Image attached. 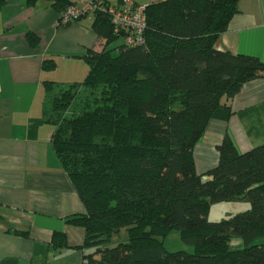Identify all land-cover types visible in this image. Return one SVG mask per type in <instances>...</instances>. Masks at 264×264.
<instances>
[{
  "label": "trees",
  "instance_id": "1",
  "mask_svg": "<svg viewBox=\"0 0 264 264\" xmlns=\"http://www.w3.org/2000/svg\"><path fill=\"white\" fill-rule=\"evenodd\" d=\"M48 1L59 14L76 2ZM238 3L149 4L145 42L113 48L123 35L97 12L93 28L106 46L83 56L85 79L45 82L53 149L84 206L67 218L85 229L84 264H264V244L255 242L264 236V144L239 152L225 136L217 165L204 175L194 157L208 122L228 119L242 86L264 78L258 57L215 48ZM27 39L38 44L32 33ZM221 201L250 207L210 220L211 205ZM122 229L127 241L113 245ZM172 229L193 253L165 248ZM234 240L241 246L233 248ZM53 242L67 246L63 233Z\"/></svg>",
  "mask_w": 264,
  "mask_h": 264
},
{
  "label": "crops",
  "instance_id": "2",
  "mask_svg": "<svg viewBox=\"0 0 264 264\" xmlns=\"http://www.w3.org/2000/svg\"><path fill=\"white\" fill-rule=\"evenodd\" d=\"M59 15L48 0H0V264H84L85 229L67 222L84 206L53 149L45 82H82L89 71L83 56L103 50L106 40L93 17L64 25ZM215 48L264 62V0H239ZM231 104V116L210 120L194 148L199 174L217 165L227 135L239 152L264 144V78L245 83ZM54 233L67 246L53 242Z\"/></svg>",
  "mask_w": 264,
  "mask_h": 264
},
{
  "label": "built area",
  "instance_id": "3",
  "mask_svg": "<svg viewBox=\"0 0 264 264\" xmlns=\"http://www.w3.org/2000/svg\"><path fill=\"white\" fill-rule=\"evenodd\" d=\"M146 7L147 4L134 0H76L59 15L58 22L68 24L101 12L111 20L115 33L122 34L125 42L134 46L145 42Z\"/></svg>",
  "mask_w": 264,
  "mask_h": 264
},
{
  "label": "rangeland",
  "instance_id": "4",
  "mask_svg": "<svg viewBox=\"0 0 264 264\" xmlns=\"http://www.w3.org/2000/svg\"><path fill=\"white\" fill-rule=\"evenodd\" d=\"M124 39L117 40V44L123 42ZM118 53V49L114 50V54ZM249 203L244 201H221L215 202L209 209L208 218L212 221H218L222 218H228L238 212H243L249 209ZM128 232L126 229H122L113 238V245L120 241H127ZM164 246L168 251L184 250L189 253L194 252L192 245L185 244L181 238V232L178 229H172L165 237H163ZM256 243L264 244V236L255 240ZM233 248L241 246L240 240H234L231 244Z\"/></svg>",
  "mask_w": 264,
  "mask_h": 264
}]
</instances>
